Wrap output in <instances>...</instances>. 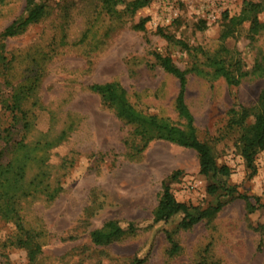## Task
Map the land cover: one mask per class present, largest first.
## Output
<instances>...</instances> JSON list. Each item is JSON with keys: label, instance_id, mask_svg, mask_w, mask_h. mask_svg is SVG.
Returning a JSON list of instances; mask_svg holds the SVG:
<instances>
[{"label": "rangeland", "instance_id": "rangeland-1", "mask_svg": "<svg viewBox=\"0 0 264 264\" xmlns=\"http://www.w3.org/2000/svg\"><path fill=\"white\" fill-rule=\"evenodd\" d=\"M245 1L264 4L150 0L130 12L106 0H0V34L31 4L45 9L16 35L0 36V205L13 184L20 224L0 216V264H264V207L209 192L217 182L200 172L193 149L147 140L89 89L117 82L139 112L180 124L179 82L155 54L170 57L186 71L198 138L230 168L227 183L264 202V149L251 175L242 130L231 124L233 111L253 112L264 90V76L251 75L264 67V10L256 31L245 21L220 37ZM213 58L250 72L229 86ZM166 186L190 210L223 205L187 229L180 213L154 221ZM108 220L134 229L94 245L90 231ZM27 234L40 243L33 261L21 244Z\"/></svg>", "mask_w": 264, "mask_h": 264}, {"label": "trees", "instance_id": "trees-1", "mask_svg": "<svg viewBox=\"0 0 264 264\" xmlns=\"http://www.w3.org/2000/svg\"><path fill=\"white\" fill-rule=\"evenodd\" d=\"M150 0H106L108 7L111 4L116 5L118 2L124 3L125 7L130 11L141 8L149 3ZM123 5V4H122ZM264 10V4L261 1H245L238 15L229 18L228 22L223 26L220 37H228L234 29V26L245 21L250 22V30L256 31L259 27L257 14ZM45 12L44 5L34 3L27 9L26 15L14 20L4 28L0 36L5 38L12 37L20 32L24 27L36 21ZM142 27V24L139 25ZM155 59L164 71L173 75L179 82V89L175 98L174 107L180 124H174L166 119H159L154 115H144L136 110L128 101L126 90L117 82L109 81L105 83H93L89 86L92 92L97 93L102 101L115 110L118 117L125 119L129 123L136 124L141 127L150 139H162L181 147L193 149L199 159L200 172L204 175H210L216 180L217 185H211L209 192L218 190L225 191L229 196L242 198L248 202L251 210L264 207V202L260 201L258 196L246 195L238 193L235 185H230L226 181V177L230 174V168L227 165H217L215 157L205 142L198 138L194 125V118L185 101L186 90V71L180 69L168 56L155 54ZM211 64L215 65V72L222 76L229 86H236L240 83L241 78L249 72L242 71L240 64L229 67L222 61L211 59ZM251 75L264 76V67L257 66L251 70ZM232 122L234 126H238L242 132L239 137L240 154L245 161V165L251 169V175L255 173L254 157L255 154L264 149V90L261 92L255 110L251 112L248 108L240 106L237 111H233ZM13 184L4 188L3 203L0 205V216L9 221L12 220L16 226L20 227L19 215L14 207L15 191L10 190ZM222 202H216L200 209L187 206L185 203L175 200L169 192L168 187H164L161 197L158 201L157 210L154 221H168L175 214H182L179 226L183 229L190 228L203 218L217 212L222 207ZM134 229L132 224H128L127 228L121 227L116 221L108 220L99 228L90 231V240L94 245L109 244L118 239L124 230ZM26 249L28 259L33 261L36 253L40 250V243L32 241L31 236L27 234L22 243ZM142 259H135V264L142 263Z\"/></svg>", "mask_w": 264, "mask_h": 264}]
</instances>
